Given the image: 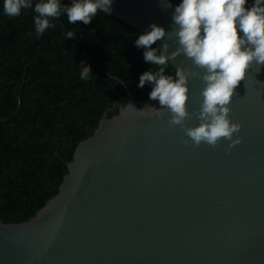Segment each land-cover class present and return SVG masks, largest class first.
<instances>
[{
    "label": "water",
    "instance_id": "1",
    "mask_svg": "<svg viewBox=\"0 0 264 264\" xmlns=\"http://www.w3.org/2000/svg\"><path fill=\"white\" fill-rule=\"evenodd\" d=\"M170 2L114 0L111 14L142 33L153 22L167 32ZM171 63L195 67L183 54ZM188 84L191 127L203 82ZM124 85L127 96L67 161L57 193L27 220L0 218V264H264V65L236 86L229 115L242 139L230 152L224 139L195 146L167 109L151 115L158 104L139 115L126 104H145Z\"/></svg>",
    "mask_w": 264,
    "mask_h": 264
},
{
    "label": "trees",
    "instance_id": "2",
    "mask_svg": "<svg viewBox=\"0 0 264 264\" xmlns=\"http://www.w3.org/2000/svg\"><path fill=\"white\" fill-rule=\"evenodd\" d=\"M35 15L30 8L9 17L0 0V218L6 222L31 218L57 193L77 145L127 96L124 83L140 104H158L149 100L150 84L137 86L152 67L135 46L137 28L99 10L87 25L70 24L62 13L38 37ZM69 31L75 36L66 38ZM81 61L93 72L86 81L79 78ZM175 71L170 62L166 74ZM116 113L117 107L110 115Z\"/></svg>",
    "mask_w": 264,
    "mask_h": 264
},
{
    "label": "clouds",
    "instance_id": "3",
    "mask_svg": "<svg viewBox=\"0 0 264 264\" xmlns=\"http://www.w3.org/2000/svg\"><path fill=\"white\" fill-rule=\"evenodd\" d=\"M114 0H3V12L16 17L22 10L33 9L35 32L39 37L47 29L54 28L52 19H59L62 13L68 22L82 21L89 24L98 10L110 15ZM162 10L172 8L170 0H160ZM172 28L153 22L135 40L137 48H143L145 62L152 67L139 77L138 87L151 85L149 100L158 102V108L151 115L159 118L163 109L171 115L170 125H179L195 146L206 143L215 146L221 139L227 140L228 150L239 143L241 129L239 122L230 118V102L236 86L245 80L250 66L264 65V0H180L172 12ZM72 31L66 38L74 37ZM163 38V39H162ZM174 38V39H173ZM156 41L162 46L152 47ZM177 45L169 52L171 44ZM180 54L191 60L194 68L177 67L174 74H166L170 62ZM80 79L88 80L92 74L91 65L80 62ZM155 66V67H153ZM203 82L202 100L195 113L199 123L188 127L185 120L189 112V80ZM126 105L141 116L147 114V105L137 110L130 102ZM235 137V138H234ZM189 141L186 140L185 143Z\"/></svg>",
    "mask_w": 264,
    "mask_h": 264
}]
</instances>
